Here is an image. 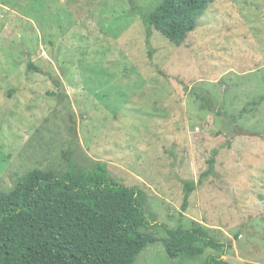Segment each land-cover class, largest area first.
<instances>
[{"label": "rangeland", "instance_id": "1", "mask_svg": "<svg viewBox=\"0 0 264 264\" xmlns=\"http://www.w3.org/2000/svg\"><path fill=\"white\" fill-rule=\"evenodd\" d=\"M162 1L137 0L148 13ZM68 148L145 191L151 218L200 224L232 243L231 264H264V0H215L182 45L153 29L149 46L130 0H0V191L64 171ZM212 254L171 259L158 242L137 264Z\"/></svg>", "mask_w": 264, "mask_h": 264}, {"label": "trees", "instance_id": "2", "mask_svg": "<svg viewBox=\"0 0 264 264\" xmlns=\"http://www.w3.org/2000/svg\"><path fill=\"white\" fill-rule=\"evenodd\" d=\"M214 2L163 0L149 13L137 0H130V6L145 26L147 46L153 29L182 45ZM149 56L153 57L151 47ZM29 70L43 72L33 63ZM52 79L66 89L58 77ZM203 96L204 104L210 102L208 93ZM215 155L217 151L198 185L215 173ZM64 157V171L34 169L11 191H0V264H137L147 247L158 242L171 259L199 257L211 250L214 254L205 264H231L225 259L231 242L218 239L200 224L174 229L158 222L147 214L145 191L120 183L107 163L95 161L84 169L69 148ZM196 187L185 182L184 210ZM159 226L165 237L152 231Z\"/></svg>", "mask_w": 264, "mask_h": 264}]
</instances>
